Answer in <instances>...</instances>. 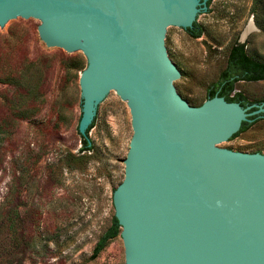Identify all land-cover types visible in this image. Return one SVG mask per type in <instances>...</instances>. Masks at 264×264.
I'll list each match as a JSON object with an SVG mask.
<instances>
[{
    "label": "water",
    "instance_id": "obj_1",
    "mask_svg": "<svg viewBox=\"0 0 264 264\" xmlns=\"http://www.w3.org/2000/svg\"><path fill=\"white\" fill-rule=\"evenodd\" d=\"M208 1L0 0V24L86 53L83 136L103 100H128L133 134L113 192L124 264H264V154L223 147L264 101L194 106L178 89L190 75L170 55V29L192 27Z\"/></svg>",
    "mask_w": 264,
    "mask_h": 264
},
{
    "label": "rangeland",
    "instance_id": "obj_2",
    "mask_svg": "<svg viewBox=\"0 0 264 264\" xmlns=\"http://www.w3.org/2000/svg\"><path fill=\"white\" fill-rule=\"evenodd\" d=\"M196 21L203 27L198 38L170 29V55L190 75L178 89L199 106L233 43L244 42L264 62V0H211ZM87 64L82 49L47 46L34 26L0 24V264L126 261L120 234L97 256L93 250L115 213L113 190L124 177L133 134L131 109L117 91L103 100L88 133L92 148L80 151V75ZM236 90L250 102L264 101V79L240 80ZM223 147L264 154V112Z\"/></svg>",
    "mask_w": 264,
    "mask_h": 264
},
{
    "label": "trees",
    "instance_id": "obj_3",
    "mask_svg": "<svg viewBox=\"0 0 264 264\" xmlns=\"http://www.w3.org/2000/svg\"><path fill=\"white\" fill-rule=\"evenodd\" d=\"M211 0L208 1V5ZM186 31L191 37L198 38L203 34L202 25L196 20L192 27L186 28ZM27 60L28 67L34 65V62L30 59ZM264 79V62H261L255 58H252L246 51V45L244 42H235L229 49L226 66L220 72L218 79L208 88V98L215 95L224 96L228 101H238L242 106H247L252 104L241 91L236 90V83L240 80L246 81H258ZM255 109V108H252ZM259 117V115L250 116L251 121H243L242 125L232 138L238 136L241 132L250 128L254 121ZM96 115L92 123L88 126L86 130V136L81 135L83 146L80 151L91 150V141L88 138L89 130L94 126ZM115 190V189H114ZM113 190V192H114ZM121 224L119 223L117 217L114 215L112 217V222L110 227L103 233L99 238L96 246L93 250V256H97L104 247L116 238L121 233Z\"/></svg>",
    "mask_w": 264,
    "mask_h": 264
}]
</instances>
